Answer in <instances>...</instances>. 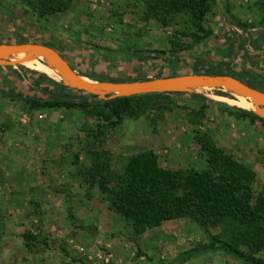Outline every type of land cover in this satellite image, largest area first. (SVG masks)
Instances as JSON below:
<instances>
[{"label": "rangeland", "instance_id": "1", "mask_svg": "<svg viewBox=\"0 0 264 264\" xmlns=\"http://www.w3.org/2000/svg\"><path fill=\"white\" fill-rule=\"evenodd\" d=\"M69 1L68 11L40 18L25 0H0V46H49L94 82L229 75L264 94L258 0H217L205 22L213 35L197 46L181 36L189 26L183 16H171L167 25L157 16L144 18L147 0ZM232 15L255 28L243 32ZM40 74L23 63L0 66V264H173L182 252L219 246L217 238L232 236L233 230L205 232L183 218L136 233L87 181L94 162L122 173L131 156L152 151L164 168L203 171L207 162L197 138L208 134L254 171L255 190L264 192V124L228 112L253 111L226 100L239 101L232 90L187 87L162 95L137 117L118 118L106 109V119L98 113L102 106L91 107L105 100L64 85L61 77L42 81ZM16 96L91 106L33 109ZM201 108L202 116H195ZM257 257L264 262V250ZM188 264L242 263L212 251Z\"/></svg>", "mask_w": 264, "mask_h": 264}, {"label": "trees", "instance_id": "2", "mask_svg": "<svg viewBox=\"0 0 264 264\" xmlns=\"http://www.w3.org/2000/svg\"><path fill=\"white\" fill-rule=\"evenodd\" d=\"M25 2L40 18L64 13L71 6L69 0ZM145 6L144 18L157 16L164 25L168 24L171 16L172 18L183 16L189 26L187 32H183L181 36L191 39L194 46L213 35L205 26V22L207 15L217 7V0H147ZM258 7L262 17L260 23L264 27V0H258ZM230 17L236 27L243 32L255 28L253 24L244 23L233 15ZM178 41L180 42V39ZM178 41H172V45L181 46ZM181 50L182 48H179L178 51ZM158 54L165 52H156L154 57L149 56V59H157L155 55ZM40 77L42 81H50L43 73ZM43 88L49 91L46 86ZM81 93L95 97L83 91ZM162 95L168 94L120 97L102 101V104L94 106L86 100L76 103L31 100L21 96H16V99L31 104L33 109L64 106L90 111L91 106L96 108L94 109L96 111L102 106L104 109L98 113L109 119L106 109L118 118H121L123 113L137 117L146 111V106L156 104ZM227 110L239 119L249 118L251 121H261L264 124V120L252 111L230 107ZM203 111L204 108H201L195 116L201 117ZM197 142L207 162V168L203 171L196 169L175 171L164 168L160 164L159 156L148 151L131 156L125 163L122 173L112 170L109 162L96 164L93 161L94 164L87 173V181L103 192L108 209L125 218L136 233H141L146 228L159 227L165 221L181 218L195 222L205 232H210L214 228L233 230L232 236L227 235L222 241L217 238V241H220L219 246H203L183 252L173 264H185L199 254L212 251H222L242 264H264L257 257L264 250V192L255 190L256 174L219 147L210 135H200ZM33 239L32 235H28L31 244Z\"/></svg>", "mask_w": 264, "mask_h": 264}, {"label": "water", "instance_id": "3", "mask_svg": "<svg viewBox=\"0 0 264 264\" xmlns=\"http://www.w3.org/2000/svg\"><path fill=\"white\" fill-rule=\"evenodd\" d=\"M24 55L22 60L13 62L15 56ZM34 56H46L62 78V83L73 89L86 92L101 100H113L146 94L177 93L187 87L223 86L248 96L253 104V113L264 120V94L229 75L188 74L144 81L94 82L79 75L55 49L37 43L0 46V66L23 63ZM10 60V61H9Z\"/></svg>", "mask_w": 264, "mask_h": 264}, {"label": "bare ground", "instance_id": "4", "mask_svg": "<svg viewBox=\"0 0 264 264\" xmlns=\"http://www.w3.org/2000/svg\"><path fill=\"white\" fill-rule=\"evenodd\" d=\"M23 58H24V55H19V56L13 57L12 60H15V59L22 60ZM23 64L30 69L36 70L38 72H41L47 75L48 77H52V78L60 77L59 72L50 65L49 59L46 56H38L37 58L31 57L30 59L25 60ZM232 95L236 97L239 101L226 99L229 102H231V104L233 103L234 105L240 108H243V109H246V108L250 110L254 109V104L252 100L245 94L232 90Z\"/></svg>", "mask_w": 264, "mask_h": 264}, {"label": "crops", "instance_id": "5", "mask_svg": "<svg viewBox=\"0 0 264 264\" xmlns=\"http://www.w3.org/2000/svg\"><path fill=\"white\" fill-rule=\"evenodd\" d=\"M188 251H189V250H188ZM182 253H183V252H182ZM180 254H181V253H180ZM177 257H178V256H177ZM177 257H176V258H177ZM192 259H193V258H192ZM192 259H190V260H189L188 262H186L185 264H188ZM175 260H176V259H175Z\"/></svg>", "mask_w": 264, "mask_h": 264}]
</instances>
